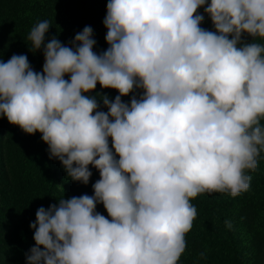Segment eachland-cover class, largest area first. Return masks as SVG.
<instances>
[{"label":"clouds","instance_id":"1","mask_svg":"<svg viewBox=\"0 0 264 264\" xmlns=\"http://www.w3.org/2000/svg\"><path fill=\"white\" fill-rule=\"evenodd\" d=\"M106 7L102 54L89 26L71 47L55 36L45 44V20L29 35L32 49L43 46L42 72L26 55L0 60V116L41 133L72 180L88 184L89 165L100 173L94 195L37 210L27 264H178L197 215L191 200L247 191L264 151V45L242 40L264 38V0ZM201 7L215 31L200 27ZM97 83L119 92L100 97L107 112L85 95ZM134 89L140 98L123 102Z\"/></svg>","mask_w":264,"mask_h":264},{"label":"trees","instance_id":"2","mask_svg":"<svg viewBox=\"0 0 264 264\" xmlns=\"http://www.w3.org/2000/svg\"><path fill=\"white\" fill-rule=\"evenodd\" d=\"M108 2L0 0V17L5 22L22 26L24 17L34 21L49 16L50 28L45 44L55 36L69 47L75 35L89 26L96 41L93 51L102 54L109 47L105 39L107 28L103 23ZM198 13L204 15L200 27L215 31L203 7L198 9ZM0 36V60L7 62L15 54L2 46V34ZM242 40L264 45V38L257 37L254 41L247 34ZM23 51L18 55H26L31 68L42 72L45 62L43 46L35 51L28 38ZM64 78L70 80V75ZM142 94V89H134L121 99L130 103L133 96L139 99ZM85 95L95 96L102 111L107 112L100 97L107 95L114 101L119 92L103 89L97 83L95 90ZM261 124L264 125V120ZM116 158L119 159L118 156ZM257 161L256 169L246 173L251 177L247 191L236 197L229 193H204L191 200L197 215L186 234V249L178 264H264V151ZM89 170L92 175L88 184L72 180L61 162L50 158L48 145L42 140L41 133L27 134L18 125L10 124L5 116H0V264H27L26 254L35 246V229L30 224L36 221V212L40 207L47 210L50 205L58 206L59 199L63 197L94 195L93 184L100 179V173L91 165ZM96 212L111 219L102 203L96 205ZM225 221H230L232 227H226ZM237 228L253 232L249 245L241 239Z\"/></svg>","mask_w":264,"mask_h":264},{"label":"rangeland","instance_id":"3","mask_svg":"<svg viewBox=\"0 0 264 264\" xmlns=\"http://www.w3.org/2000/svg\"><path fill=\"white\" fill-rule=\"evenodd\" d=\"M23 19L24 23L22 26H17L15 23L5 22L4 18L0 17V35L2 34L3 37L2 46H4L5 49H9L15 55L24 52L23 45L25 42H27L31 29L36 26L37 22L39 23L45 20L48 21L49 16L40 17L34 21L30 19L25 20V17ZM99 110L102 111V107H99ZM237 233H239L241 239L247 241L248 245L250 244V238L253 234L250 229L244 230L243 228H237ZM249 254H251V251H249Z\"/></svg>","mask_w":264,"mask_h":264}]
</instances>
